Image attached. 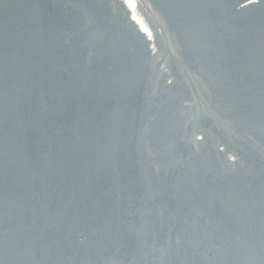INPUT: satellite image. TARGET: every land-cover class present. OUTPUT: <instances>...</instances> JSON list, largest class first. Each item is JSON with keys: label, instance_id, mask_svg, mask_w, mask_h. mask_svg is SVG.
<instances>
[{"label": "rangeland", "instance_id": "1", "mask_svg": "<svg viewBox=\"0 0 264 264\" xmlns=\"http://www.w3.org/2000/svg\"><path fill=\"white\" fill-rule=\"evenodd\" d=\"M150 1L172 40L167 62L194 92L188 105L187 89L170 95L177 111L163 103L171 86L155 55L139 51L142 37L123 0H50L49 9L39 0H0V231L24 229L28 216L25 234L40 226L48 235L49 224L28 209L32 186L71 183L79 209L69 211L79 221L124 211L119 230L98 243L100 264H264V0ZM208 32L210 48L201 37ZM131 55L136 73H128ZM209 58L231 59L226 89ZM242 79L239 95L231 85ZM65 103L76 110L70 119ZM27 131L39 136L30 148ZM195 131L204 136L193 139ZM218 142L228 158L215 156ZM132 146L130 158L124 149ZM6 233L0 264H78L86 253L64 255L52 237L21 247Z\"/></svg>", "mask_w": 264, "mask_h": 264}, {"label": "bare ground", "instance_id": "2", "mask_svg": "<svg viewBox=\"0 0 264 264\" xmlns=\"http://www.w3.org/2000/svg\"><path fill=\"white\" fill-rule=\"evenodd\" d=\"M209 33L210 32H208V33H206V35H202L201 37L205 40V45L208 47V48H210V44H211V42H212V36H211V40H209ZM230 60L231 59H228L227 58V60L226 59H224V60H221V61H219V62H212V60L209 58L208 59V61H207V66L208 67H211V73H213L217 78H219V81H221V83H222V85H221V87H222V89H226V84H225V82H224V79H225V75L226 74H228V68H229V63H230ZM247 79H246V81H247V83L248 84H252V85H250V86H253V85H255V84H257V82H256V78H255V76L252 74V73H250L247 77H246ZM242 81H244V79H242L241 81H240V85H236V84H233V85H231V86H233V87H238V88H235V90L237 91V94H239V95H241L240 94V92H241V90L244 88V87H246L247 85H244V83L242 82ZM224 87V88H223ZM237 103H240V102H238V101H236ZM246 110L245 109V106L244 105H242L241 106V108H240V110ZM254 117H250V118H247L249 121L250 120H252ZM24 222H26V223H28L29 222V219H22V223H24ZM17 262H18V259H17Z\"/></svg>", "mask_w": 264, "mask_h": 264}]
</instances>
